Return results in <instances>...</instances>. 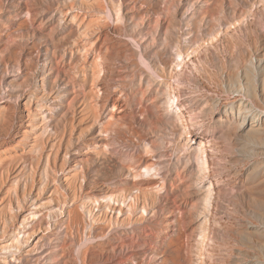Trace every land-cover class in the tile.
I'll use <instances>...</instances> for the list:
<instances>
[{"label": "rangeland", "instance_id": "obj_1", "mask_svg": "<svg viewBox=\"0 0 264 264\" xmlns=\"http://www.w3.org/2000/svg\"><path fill=\"white\" fill-rule=\"evenodd\" d=\"M0 264H264V0H0Z\"/></svg>", "mask_w": 264, "mask_h": 264}, {"label": "bare ground", "instance_id": "obj_2", "mask_svg": "<svg viewBox=\"0 0 264 264\" xmlns=\"http://www.w3.org/2000/svg\"><path fill=\"white\" fill-rule=\"evenodd\" d=\"M174 97H175V96H174ZM173 99H174V98H173ZM175 100H176V99H175ZM173 104H174V103H173ZM175 106H176V105H175ZM175 106H174V107H175ZM172 108H173V106H172ZM173 109L175 110V108H173ZM176 110H177V108H176ZM3 163H4L3 165H5V164H6V161H4ZM7 164H8V163H7ZM7 164H6V165H7ZM10 165H11V164L9 163V166H10ZM11 166H12V165H11ZM14 167H15V166H14ZM7 169H8V168H7ZM5 171H6V170H5Z\"/></svg>", "mask_w": 264, "mask_h": 264}]
</instances>
